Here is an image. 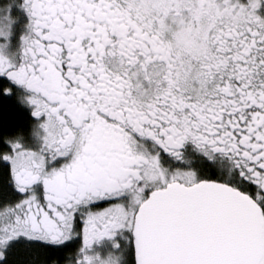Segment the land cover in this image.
Instances as JSON below:
<instances>
[{"label": "snow or ice", "instance_id": "obj_1", "mask_svg": "<svg viewBox=\"0 0 264 264\" xmlns=\"http://www.w3.org/2000/svg\"><path fill=\"white\" fill-rule=\"evenodd\" d=\"M0 264H264V0H0Z\"/></svg>", "mask_w": 264, "mask_h": 264}]
</instances>
